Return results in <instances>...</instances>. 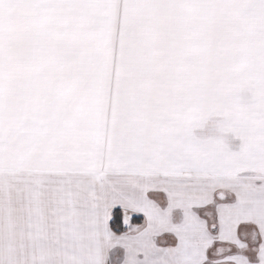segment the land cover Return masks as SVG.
<instances>
[{
    "label": "snow or ice",
    "instance_id": "6c2138e0",
    "mask_svg": "<svg viewBox=\"0 0 264 264\" xmlns=\"http://www.w3.org/2000/svg\"><path fill=\"white\" fill-rule=\"evenodd\" d=\"M0 264H264V0H0Z\"/></svg>",
    "mask_w": 264,
    "mask_h": 264
}]
</instances>
